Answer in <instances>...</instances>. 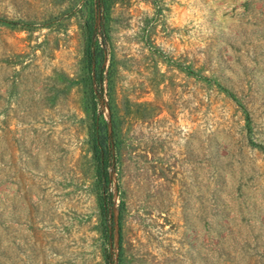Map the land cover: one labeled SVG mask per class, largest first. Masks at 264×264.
Listing matches in <instances>:
<instances>
[{"label":"rangeland","instance_id":"obj_1","mask_svg":"<svg viewBox=\"0 0 264 264\" xmlns=\"http://www.w3.org/2000/svg\"><path fill=\"white\" fill-rule=\"evenodd\" d=\"M0 264H264V0H0Z\"/></svg>","mask_w":264,"mask_h":264},{"label":"trees","instance_id":"obj_2","mask_svg":"<svg viewBox=\"0 0 264 264\" xmlns=\"http://www.w3.org/2000/svg\"><path fill=\"white\" fill-rule=\"evenodd\" d=\"M100 58L102 62L103 61L102 52L97 56V60ZM99 68H100V65H99ZM95 153H96V159L98 160V163H99V167L105 171L108 165V153L109 152H108L107 143L102 138L96 140Z\"/></svg>","mask_w":264,"mask_h":264}]
</instances>
